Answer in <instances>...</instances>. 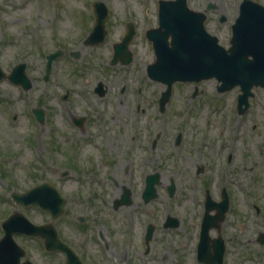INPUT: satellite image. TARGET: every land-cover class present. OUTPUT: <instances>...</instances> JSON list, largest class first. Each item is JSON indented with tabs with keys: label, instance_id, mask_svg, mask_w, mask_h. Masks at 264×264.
<instances>
[{
	"label": "rangeland",
	"instance_id": "obj_1",
	"mask_svg": "<svg viewBox=\"0 0 264 264\" xmlns=\"http://www.w3.org/2000/svg\"><path fill=\"white\" fill-rule=\"evenodd\" d=\"M94 1L0 0V67L8 73L24 61L32 80L26 92L7 78L0 80V231L8 213L15 210L25 209L35 223L50 222L46 211L17 205L10 198L14 190L23 192L48 181L67 199L54 225L83 264H196L195 232L204 188L216 198L225 186L232 205L247 195L264 196V87H253L247 110L238 113V86L218 92L215 78L176 81L165 109L159 111L165 84L147 77L146 66L154 53L145 36L148 28L157 25L158 0H102L108 11L105 37L96 45H85L83 39L95 21ZM240 1L187 0L190 8L207 14L205 28L224 47L229 46L230 25ZM208 2L217 7L206 10ZM219 14L225 15V21H218ZM129 21L135 27L129 44L132 60L111 64L112 44L120 41ZM56 49L63 54L53 60L50 77L44 80L46 55ZM98 81L106 87L102 96L93 91ZM34 107L45 114L41 124L32 113ZM84 115L108 125L123 120L119 128L123 136L134 132L139 137L138 156L148 160L137 171L140 177L132 188L131 206L113 211L108 202L101 204L103 212L93 209L87 202L86 184L76 179L82 172L67 171L62 176L63 168L55 170L64 166L70 152L67 136L75 130L69 117ZM178 134L181 139L176 142ZM152 137L157 139L153 149L149 148ZM156 169L162 173L158 196L145 204L138 197L142 179L145 172ZM170 177L176 182L173 196L165 190ZM129 210L136 212L128 231ZM167 214L179 219L176 227L163 226ZM82 215L98 216L107 223L78 222ZM149 222L155 229L144 252ZM101 229L106 240L97 235ZM16 240L36 264H64L63 253L45 251L37 240Z\"/></svg>",
	"mask_w": 264,
	"mask_h": 264
},
{
	"label": "water",
	"instance_id": "obj_2",
	"mask_svg": "<svg viewBox=\"0 0 264 264\" xmlns=\"http://www.w3.org/2000/svg\"><path fill=\"white\" fill-rule=\"evenodd\" d=\"M158 12L159 26L149 29L146 35L152 41L155 60L147 66L150 78L162 81L167 85L160 98L163 107L168 100L173 81L194 80L215 77L220 84L218 90L223 91L235 85L240 86L237 108L242 113L248 107V97L252 95L253 86L264 87V6L244 0L240 11L232 24L231 46L225 49L217 43V37L210 35L204 28L205 15L196 13L186 6V0H160ZM106 7L103 2H95L96 23L85 40L86 44H94L103 40L105 35L104 20ZM133 34V29L124 35L120 43L114 44L115 53L112 62L118 57L122 63L131 60L129 52H122ZM170 37V41H168ZM61 51H55L47 56L45 79L51 69L52 60ZM24 62L15 65L8 78L21 84L25 89L31 86L30 79L25 73ZM4 73L0 69V78ZM98 83L97 89H101ZM37 117L42 118L40 110H35ZM154 180L147 184L144 192L155 193L154 183L158 181L159 174L155 173ZM22 204L36 203L51 213L52 218L63 211L65 199L48 182L29 189L26 193L15 197ZM208 205V202H207ZM207 216V215H206ZM169 222H167L168 224ZM5 235L0 240V264H13L4 257L6 244L15 246L11 234L14 232L36 233L41 232L40 227L31 225L22 215L14 214L3 224ZM152 228L148 231L151 235ZM46 243L51 245L54 232H45ZM19 253V251H18ZM18 258V255H17ZM16 258V259H17ZM78 261L68 251V264H77Z\"/></svg>",
	"mask_w": 264,
	"mask_h": 264
},
{
	"label": "flooded vegetation",
	"instance_id": "obj_3",
	"mask_svg": "<svg viewBox=\"0 0 264 264\" xmlns=\"http://www.w3.org/2000/svg\"><path fill=\"white\" fill-rule=\"evenodd\" d=\"M158 4L159 2L157 7ZM210 7L215 9L217 4L212 2L205 4V8ZM104 90L106 92V87ZM93 91L95 92V86ZM98 119L92 120L87 115L69 117V125L75 130L67 136L70 152L64 166H56L55 170L63 168L65 173H61L62 176L67 171H81L82 177L78 175L76 179L83 180L88 188L86 198L89 206L103 212L101 204L109 202L110 208L118 211L133 204L135 191L132 188L136 179L140 177L137 171L139 167L143 168L148 158L144 159L143 156L139 158L137 147H141L142 143L134 132L123 136L119 131V128L123 126V120L114 122V125H108ZM147 139L146 137L145 140ZM180 139V135L176 136V140L180 141ZM156 142L157 139L152 137L149 148L153 149ZM200 170L201 168H198L197 172ZM155 172H159V177L154 184L158 186L162 183V173L156 169L144 173L143 188L154 180ZM175 189L176 182L173 177H170L165 190L169 196H173ZM153 196L154 194L144 191L138 194L142 202ZM231 197L225 186L221 188L216 198L212 196L208 187L204 188L203 211L195 232L196 243L193 257L196 264H264V196L247 195L241 202L235 201L236 204L233 203V205ZM97 203H100L101 207L98 208ZM21 211L26 212L25 209ZM135 212L136 210L132 213L129 210L125 216L128 231L133 228ZM79 218L81 222L98 220V224L103 226L107 223L105 219H97L98 216L87 218V215H82ZM171 224L173 225L171 227H176L179 219L175 216ZM103 232L101 229L97 235L98 237L101 235L102 239L106 240L107 233L105 232L104 235ZM15 237L23 238V235L16 234ZM25 238L38 240V237ZM18 244L20 250L6 244L7 250L2 252L4 257L9 262L11 260L13 264H36L27 254L28 249L19 241ZM148 247L149 244L147 247L145 245L144 252L148 250ZM25 259L32 263L24 262Z\"/></svg>",
	"mask_w": 264,
	"mask_h": 264
}]
</instances>
